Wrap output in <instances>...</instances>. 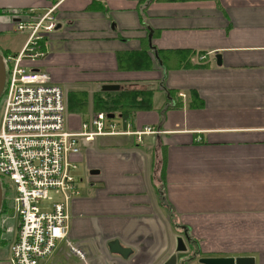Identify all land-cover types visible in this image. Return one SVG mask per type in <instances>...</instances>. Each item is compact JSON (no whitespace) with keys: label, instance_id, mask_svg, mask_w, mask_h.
Segmentation results:
<instances>
[{"label":"crops","instance_id":"obj_1","mask_svg":"<svg viewBox=\"0 0 264 264\" xmlns=\"http://www.w3.org/2000/svg\"><path fill=\"white\" fill-rule=\"evenodd\" d=\"M139 1L0 0L6 55L28 37H8L17 23L53 15L47 56L33 69L63 90L68 132L101 114L95 96L113 93L103 86L155 90L151 110L114 116L117 134L80 142L67 240L88 264H164L178 238L189 250L179 264L190 254L189 264H264V0ZM179 51L190 66L165 69L158 54L169 53L172 66ZM126 127L154 134L137 143L121 134ZM112 241L128 250L125 259L109 251ZM41 264L82 263L62 242Z\"/></svg>","mask_w":264,"mask_h":264},{"label":"built area","instance_id":"obj_2","mask_svg":"<svg viewBox=\"0 0 264 264\" xmlns=\"http://www.w3.org/2000/svg\"><path fill=\"white\" fill-rule=\"evenodd\" d=\"M45 18L35 24L17 23L15 31L28 32V38L20 52L4 57L0 181L7 189L5 211L12 208L18 221L8 261L41 264L64 242L82 264H88L82 251L67 240L68 207L80 196L75 158L80 154L81 141L117 134L116 126L113 118L101 113L82 124L80 132L65 129L63 90L53 85L47 74L33 69L46 58L48 52L42 41L55 27L52 22L43 27ZM127 127L121 134L134 136L137 143L143 136L154 134L151 128L131 132Z\"/></svg>","mask_w":264,"mask_h":264},{"label":"trees","instance_id":"obj_3","mask_svg":"<svg viewBox=\"0 0 264 264\" xmlns=\"http://www.w3.org/2000/svg\"><path fill=\"white\" fill-rule=\"evenodd\" d=\"M55 1V0H54ZM150 0H140L139 3L141 7H144L147 5V3ZM1 53V52H0ZM181 54L187 55L188 58L186 60H178L176 56H180ZM3 57L6 56V54L1 53ZM169 55V53L159 56V61L161 65L165 69L168 68H186L190 66V57L188 55V52H174V59L171 60V64L174 63L172 66L166 64V57ZM199 60L200 57L198 58ZM178 61V64L176 63ZM200 64L199 62H197ZM155 90H152L146 86H138V87H121L119 86V90L113 93H103L99 94L98 96H95L94 98V104L95 108L98 112L108 115H117L120 116L122 119L126 120L129 117L133 116L135 113L138 112H144L149 111L152 109V97ZM170 95V94H169ZM175 106H180L176 103ZM1 188H2V194H3V202L1 204L0 209V215L3 213L6 209V202H5V196L7 194V189L2 181H0Z\"/></svg>","mask_w":264,"mask_h":264},{"label":"water","instance_id":"obj_4","mask_svg":"<svg viewBox=\"0 0 264 264\" xmlns=\"http://www.w3.org/2000/svg\"><path fill=\"white\" fill-rule=\"evenodd\" d=\"M6 83V65L4 62V57L0 53V98L3 94ZM102 92H116L119 90V86L117 85H106L102 87ZM112 115H108L107 118H112ZM3 200L2 188L0 184V209ZM185 242H187V238H185ZM183 241L182 238H178L176 240V249L175 253L166 261L164 264H179V255H188L189 250ZM191 246V243H188ZM108 249L111 253L118 254L122 258L125 259L127 254H129L128 250H122L119 247L117 241H112L108 244ZM196 255H189V261L195 259ZM197 264H253V260L251 258H199L197 260Z\"/></svg>","mask_w":264,"mask_h":264},{"label":"rangeland","instance_id":"obj_5","mask_svg":"<svg viewBox=\"0 0 264 264\" xmlns=\"http://www.w3.org/2000/svg\"><path fill=\"white\" fill-rule=\"evenodd\" d=\"M58 1L60 0H55V1L51 0V3L54 6L55 3H57ZM47 12L48 10H44L41 13L35 14V16H38V18L44 17L47 14ZM49 18L50 20L47 19L44 21L43 27L48 26L51 22L54 24V17L52 14L49 16ZM26 33H27L26 31L10 32L8 34V37L12 40L13 43H16L22 40ZM15 216L16 214L12 208L10 210L4 211L0 215V232H1V241H2V244L0 245V260H3V258L5 257L9 258V245L13 241L16 232V227L18 224V221ZM190 264H195V263L191 262Z\"/></svg>","mask_w":264,"mask_h":264},{"label":"bare ground","instance_id":"obj_6","mask_svg":"<svg viewBox=\"0 0 264 264\" xmlns=\"http://www.w3.org/2000/svg\"><path fill=\"white\" fill-rule=\"evenodd\" d=\"M44 17H46L45 20H46V19H50L49 17L47 18V15H45ZM44 17L39 18V20L42 19V18H44ZM39 20H37V22H38ZM45 20H44V21H45ZM44 21H43V23H44ZM37 22H34V20H32V23H34V24L37 23ZM27 34H28V32H27ZM27 38H28V37H27ZM26 40H27V39H26ZM20 51H21V50H20Z\"/></svg>","mask_w":264,"mask_h":264},{"label":"flooded vegetation","instance_id":"obj_7","mask_svg":"<svg viewBox=\"0 0 264 264\" xmlns=\"http://www.w3.org/2000/svg\"><path fill=\"white\" fill-rule=\"evenodd\" d=\"M2 202H3V200H2ZM189 262H190V261H189V260H187V261H186L184 264H189Z\"/></svg>","mask_w":264,"mask_h":264}]
</instances>
